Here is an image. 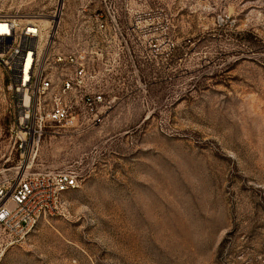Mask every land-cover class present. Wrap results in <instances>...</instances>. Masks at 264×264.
Wrapping results in <instances>:
<instances>
[{"label": "rangeland", "instance_id": "374dc122", "mask_svg": "<svg viewBox=\"0 0 264 264\" xmlns=\"http://www.w3.org/2000/svg\"><path fill=\"white\" fill-rule=\"evenodd\" d=\"M104 1L116 26L111 107L97 127H51L21 165L17 94L0 68V179L68 169L79 180L0 264H264V0H0V9L48 25L61 3L55 41L66 48L85 10Z\"/></svg>", "mask_w": 264, "mask_h": 264}, {"label": "built area", "instance_id": "2783aa9c", "mask_svg": "<svg viewBox=\"0 0 264 264\" xmlns=\"http://www.w3.org/2000/svg\"><path fill=\"white\" fill-rule=\"evenodd\" d=\"M84 13L72 29L71 45L61 48L55 41L61 4L49 15L48 25L36 15L0 9V68L17 94L11 137L21 156L28 154L21 165L49 128L82 132L97 127L109 114L108 24L115 25V19L105 1L104 9ZM78 186L77 174L68 169L23 170L1 178L0 258L39 218L58 211L64 192Z\"/></svg>", "mask_w": 264, "mask_h": 264}, {"label": "bare ground", "instance_id": "6f19581e", "mask_svg": "<svg viewBox=\"0 0 264 264\" xmlns=\"http://www.w3.org/2000/svg\"><path fill=\"white\" fill-rule=\"evenodd\" d=\"M41 19H42V20H45L44 17H42ZM41 19H39V20H41ZM42 20H41V21H42ZM46 22H47V21H46Z\"/></svg>", "mask_w": 264, "mask_h": 264}, {"label": "water", "instance_id": "95a60500", "mask_svg": "<svg viewBox=\"0 0 264 264\" xmlns=\"http://www.w3.org/2000/svg\"><path fill=\"white\" fill-rule=\"evenodd\" d=\"M60 4H61V3H60ZM60 4H59V5H60Z\"/></svg>", "mask_w": 264, "mask_h": 264}]
</instances>
